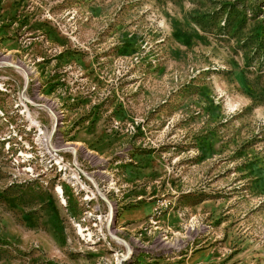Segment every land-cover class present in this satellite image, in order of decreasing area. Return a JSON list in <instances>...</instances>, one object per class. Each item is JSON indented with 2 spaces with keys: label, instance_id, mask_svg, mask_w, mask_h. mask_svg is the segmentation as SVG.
<instances>
[{
  "label": "rangeland",
  "instance_id": "obj_1",
  "mask_svg": "<svg viewBox=\"0 0 264 264\" xmlns=\"http://www.w3.org/2000/svg\"><path fill=\"white\" fill-rule=\"evenodd\" d=\"M0 264H264V0H0Z\"/></svg>",
  "mask_w": 264,
  "mask_h": 264
}]
</instances>
